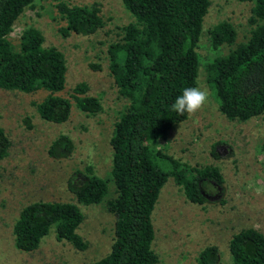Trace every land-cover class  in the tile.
Returning a JSON list of instances; mask_svg holds the SVG:
<instances>
[{
	"label": "trees",
	"instance_id": "1",
	"mask_svg": "<svg viewBox=\"0 0 264 264\" xmlns=\"http://www.w3.org/2000/svg\"><path fill=\"white\" fill-rule=\"evenodd\" d=\"M252 2L248 36L224 54H215L205 66V82L214 93L218 110L229 120L244 121L264 112V0ZM34 0H0V88L47 94L33 102L45 121L62 123L68 119L70 100L87 115L101 110L98 96L87 93L84 82L76 83L68 97L55 95L64 87L65 59L59 49L44 45L34 26L21 29L17 47L6 39L14 22ZM132 21L119 27V39L106 47L108 70L119 96L127 104L112 123L108 144L111 152L109 177L101 178L87 165L75 169L66 188L77 204H97L106 192L108 179L113 196L105 210L113 216L108 252L82 264H158L150 248L154 230L150 219L160 188L170 177L191 203L202 204L206 185L223 183L214 165H193L155 148L168 130L186 119L172 110L177 96L187 87H196L199 55L195 51L208 0H120ZM61 35H90L102 27L96 4L57 3ZM235 29L219 21L207 31L211 51L231 45ZM93 67H98L96 64ZM10 141L0 128V159ZM73 142L58 133L46 153L55 159L68 158ZM264 156V136L260 143ZM215 155L214 152H211ZM83 218L75 203L36 200L22 206L11 226L13 246L21 252L35 250L51 226L55 240H63L76 250L87 243L76 232ZM232 264H264V235L253 227L241 228L228 239ZM218 250L204 246L198 264H215Z\"/></svg>",
	"mask_w": 264,
	"mask_h": 264
},
{
	"label": "rangeland",
	"instance_id": "2",
	"mask_svg": "<svg viewBox=\"0 0 264 264\" xmlns=\"http://www.w3.org/2000/svg\"><path fill=\"white\" fill-rule=\"evenodd\" d=\"M58 2L96 4L102 27L86 36L61 35ZM251 6L252 2L208 0L195 51L199 55L196 87L207 90L209 99L194 116L187 115L168 130L164 139L156 140L155 148L162 152L188 166L214 165L223 178L218 186L206 185V201L202 204L189 202L180 187L170 177L166 179L150 214L154 230L150 248L158 264H198L197 254L206 245L217 247L215 264H232L227 243L233 233L253 227L264 235V156L260 150L264 112L244 121L227 119L205 82L204 69L215 54L226 53L248 36ZM130 21L120 0H34L6 36L16 48L23 27L37 28L44 45L55 46L65 59L64 87L55 95L68 97L76 83L84 82L87 93L99 97L101 110L84 114L68 97V119L51 123L42 120L33 105L47 94L46 90L0 88V128L10 141L7 154L0 159V264H82L108 252L113 216L105 210V202L114 195L113 182L108 179L99 203L84 205L75 202L66 180L73 170L87 165L97 176L109 177L108 139L112 123L127 100L119 96L109 73L106 47L119 39V27ZM219 21L232 24L235 39L231 45L211 51L207 31ZM95 64L97 68L92 66ZM58 133L67 134L73 142L68 158L55 159L46 153ZM36 200L75 203L83 215L76 232L87 243L86 248L76 250L63 240H55L51 226L35 250H16L12 223L22 206Z\"/></svg>",
	"mask_w": 264,
	"mask_h": 264
},
{
	"label": "clouds",
	"instance_id": "3",
	"mask_svg": "<svg viewBox=\"0 0 264 264\" xmlns=\"http://www.w3.org/2000/svg\"><path fill=\"white\" fill-rule=\"evenodd\" d=\"M208 99L207 90L200 87H187L175 98L172 110L180 115L187 113L191 117L204 108Z\"/></svg>",
	"mask_w": 264,
	"mask_h": 264
}]
</instances>
